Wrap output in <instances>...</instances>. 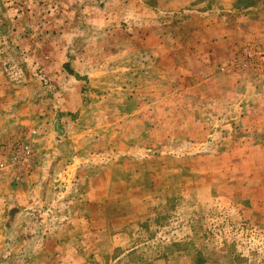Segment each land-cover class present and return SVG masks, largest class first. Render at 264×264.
<instances>
[{"label": "rangeland", "instance_id": "374dc122", "mask_svg": "<svg viewBox=\"0 0 264 264\" xmlns=\"http://www.w3.org/2000/svg\"><path fill=\"white\" fill-rule=\"evenodd\" d=\"M0 264H264V0H0Z\"/></svg>", "mask_w": 264, "mask_h": 264}, {"label": "built area", "instance_id": "2783aa9c", "mask_svg": "<svg viewBox=\"0 0 264 264\" xmlns=\"http://www.w3.org/2000/svg\"><path fill=\"white\" fill-rule=\"evenodd\" d=\"M13 152L15 153L13 159L14 163L20 165L21 167H31L34 155L30 146L16 144L15 147H13Z\"/></svg>", "mask_w": 264, "mask_h": 264}]
</instances>
